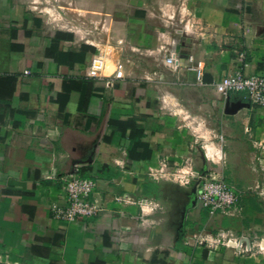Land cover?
Returning <instances> with one entry per match:
<instances>
[{
    "label": "crops",
    "instance_id": "0c3cea01",
    "mask_svg": "<svg viewBox=\"0 0 264 264\" xmlns=\"http://www.w3.org/2000/svg\"><path fill=\"white\" fill-rule=\"evenodd\" d=\"M53 7L0 0V264H264V254L192 239L221 229L264 238V147H254L264 145V110L216 89L237 68L264 75V0ZM97 53L108 64L90 78ZM190 56L204 67L201 81ZM116 64L122 80H113ZM165 157L189 158L200 179L151 180L147 169ZM78 165L97 178L103 209L68 222L55 210ZM213 174L244 193L241 216L195 204Z\"/></svg>",
    "mask_w": 264,
    "mask_h": 264
},
{
    "label": "built area",
    "instance_id": "2783aa9c",
    "mask_svg": "<svg viewBox=\"0 0 264 264\" xmlns=\"http://www.w3.org/2000/svg\"><path fill=\"white\" fill-rule=\"evenodd\" d=\"M166 62L170 66L175 65V58L167 53ZM189 62L193 64V71L198 81L202 80L204 67L192 56ZM108 59L102 53L94 54L90 60L87 75L90 78H102L107 67ZM124 79V71L121 65L116 64L113 80ZM217 91L222 95L233 93L245 94L248 100L256 107L264 110V75H248L241 68L224 76L216 84ZM250 128L246 132L250 133ZM256 149H262L263 144L255 143ZM257 162L262 163L260 157ZM81 166H76L66 180V205L55 210L58 218L74 222L79 217L91 218L97 216L103 209V197L98 192V180L93 176H84ZM148 177L153 181H169L181 186H189L200 179V173L194 169L189 158H183L181 163L173 162L169 157L162 158L158 165L149 167ZM244 193L240 192L219 174L210 175L204 179L198 194L195 196V204L202 210L209 212L210 216L218 213L231 217H239L244 211ZM118 203H126L121 197L113 199ZM145 205H152L151 201H144ZM191 238L186 237L188 244ZM195 243L218 249L220 247L234 248L241 255L264 254V238H249L244 235H237L231 230H219L213 239L203 234H196L192 237Z\"/></svg>",
    "mask_w": 264,
    "mask_h": 264
},
{
    "label": "trees",
    "instance_id": "16d2710c",
    "mask_svg": "<svg viewBox=\"0 0 264 264\" xmlns=\"http://www.w3.org/2000/svg\"><path fill=\"white\" fill-rule=\"evenodd\" d=\"M126 126H128V127L131 129V136H133L134 131H135L134 126H133L131 123H127ZM142 147L145 148V149H147V148L145 147V145H142ZM134 151H135V148L133 147V148H131V150L129 151V154H130L131 156H134V155H133V154H134ZM206 212H207V211H206ZM207 213L209 214V212H207Z\"/></svg>",
    "mask_w": 264,
    "mask_h": 264
},
{
    "label": "rangeland",
    "instance_id": "374dc122",
    "mask_svg": "<svg viewBox=\"0 0 264 264\" xmlns=\"http://www.w3.org/2000/svg\"><path fill=\"white\" fill-rule=\"evenodd\" d=\"M33 1H35L37 4H39L40 2H43V0H33ZM48 1V5H51L52 6V9H55L54 7H53V2H54V0H47ZM39 6V5H38ZM51 8V7H50ZM54 16V15H53ZM233 232V231H232ZM235 233V232H234ZM236 234V233H235ZM237 235H239V234H237ZM255 238V237H254ZM259 240L260 239H263V236H260V237H257Z\"/></svg>",
    "mask_w": 264,
    "mask_h": 264
}]
</instances>
